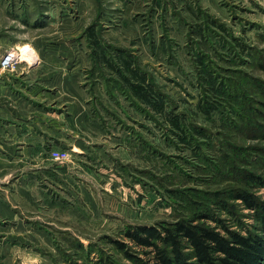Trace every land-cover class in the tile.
Segmentation results:
<instances>
[{
    "label": "rangeland",
    "instance_id": "1",
    "mask_svg": "<svg viewBox=\"0 0 264 264\" xmlns=\"http://www.w3.org/2000/svg\"><path fill=\"white\" fill-rule=\"evenodd\" d=\"M0 56L3 125L47 142L1 152L0 264H141L128 229L207 213L264 236V0H0Z\"/></svg>",
    "mask_w": 264,
    "mask_h": 264
},
{
    "label": "trees",
    "instance_id": "2",
    "mask_svg": "<svg viewBox=\"0 0 264 264\" xmlns=\"http://www.w3.org/2000/svg\"><path fill=\"white\" fill-rule=\"evenodd\" d=\"M134 91L141 99L152 97L153 92H145L139 86ZM251 180L256 181L258 187H264L259 178L253 176ZM237 200L259 213L264 230V202L246 191H239ZM203 216L128 229L125 237L145 259L129 253L132 248L123 242H117V248L141 264H264V236L232 229L233 226L209 213ZM208 221L215 225H208Z\"/></svg>",
    "mask_w": 264,
    "mask_h": 264
},
{
    "label": "crops",
    "instance_id": "3",
    "mask_svg": "<svg viewBox=\"0 0 264 264\" xmlns=\"http://www.w3.org/2000/svg\"><path fill=\"white\" fill-rule=\"evenodd\" d=\"M0 59H1V56H0ZM1 79H2V77L0 75V167H1V165H5L4 164L5 162H3L2 158H1V152L3 149H5L6 152H8V150H7L8 144L7 143L9 140H11L14 143H19L20 145H24V148L31 147L28 151L29 157H31V158L35 157L36 159L41 160L42 156H43V152L40 150L43 148V146H45V144L47 142H46V140H44V142H43V140L41 141V139H39L40 138V136H39L40 132H39V128L37 125H38V123H40V119L34 120L32 118L33 115L31 114V118L26 117V118H23L25 120L24 122L20 121V123L25 124V126L29 125V129H25L27 134H25L24 131L19 132V134L22 133L23 137L17 133H12V132L8 133L7 127L5 125H3V121L1 119V117L3 118V120L6 119L7 117H14V116H17V118H20L23 113L28 115V113H30V110L25 108V110L17 111V110H13L12 108L8 107V104H5V103H7V101L5 99L8 98V91L5 87L3 80H1ZM28 119H29V121L27 122ZM4 123H6V122H4ZM52 123H53L52 129H50V127H51L50 125L47 126L48 131L49 130H53V131L55 130V128H56L55 121ZM65 123H63V125H65ZM68 124H70V122H68ZM16 130H20V129L17 128ZM15 138H17V140H19V141H16ZM62 146L66 147L67 145L65 143H62ZM17 155L19 156L22 154L17 153ZM16 160L17 161L15 162L14 165H17L19 162L23 161L24 159L21 157V159H16ZM2 176L4 179L9 178V176H7V173L0 175V177H2Z\"/></svg>",
    "mask_w": 264,
    "mask_h": 264
},
{
    "label": "built area",
    "instance_id": "4",
    "mask_svg": "<svg viewBox=\"0 0 264 264\" xmlns=\"http://www.w3.org/2000/svg\"><path fill=\"white\" fill-rule=\"evenodd\" d=\"M15 57L14 56H5L1 60V68L2 70H8L15 64ZM53 159L58 162H67L69 159V154L67 152H59L55 151L52 153Z\"/></svg>",
    "mask_w": 264,
    "mask_h": 264
}]
</instances>
